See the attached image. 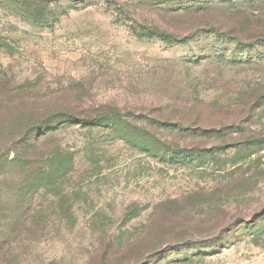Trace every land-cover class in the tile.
Segmentation results:
<instances>
[{
    "label": "rangeland",
    "instance_id": "rangeland-1",
    "mask_svg": "<svg viewBox=\"0 0 264 264\" xmlns=\"http://www.w3.org/2000/svg\"><path fill=\"white\" fill-rule=\"evenodd\" d=\"M31 12L0 5V122L59 97L118 122L61 123L35 145L71 164L61 187L74 188L75 227L60 234L68 247L30 252L81 264L78 245L97 233L148 230L158 247L147 264H264V0H60ZM150 28L185 41L137 37ZM143 136L199 157L152 155ZM21 178L0 171V219L18 207Z\"/></svg>",
    "mask_w": 264,
    "mask_h": 264
},
{
    "label": "trees",
    "instance_id": "trees-1",
    "mask_svg": "<svg viewBox=\"0 0 264 264\" xmlns=\"http://www.w3.org/2000/svg\"><path fill=\"white\" fill-rule=\"evenodd\" d=\"M53 1L60 0H0V5L1 7L10 5L14 9L31 14V9L37 3L48 4ZM166 1L178 2V0ZM137 37H158L165 44H178L185 41L174 40L157 28H150V31L144 34L137 33ZM73 103V100L68 97H59L53 102L37 99V103H34L35 109L31 103L16 105V108H11L0 122V171L8 168L19 178L22 177L21 181L24 178L20 190L21 196L17 200L20 202L18 207L3 208L7 214L0 219V264H75L73 258L66 256L42 258L30 252L41 242L45 244L59 240L63 231L70 235L75 227L73 208L70 204L72 198L70 192H73L74 188L68 187L67 190H63L61 187L62 181L68 179L71 164L58 150L46 152V149L41 148L39 153H36L35 145L43 138L49 137L48 130L61 123L85 128L109 121L110 126L115 128L118 122L111 111L109 113L101 110L76 111L72 108ZM40 130L42 133L38 132ZM141 138L147 145V151L151 149L152 155L155 156H168L179 160H193L199 157V154L184 148L170 150L171 148L158 140L147 139L144 136ZM37 154L39 155L35 163L37 166L35 171L32 165L34 156ZM33 171L35 173H32ZM40 190H43L42 194H39ZM38 195H42V198L48 196L50 205L45 208H33L35 196ZM147 231L142 233L140 238L135 236L126 239L122 235L115 236L99 232L93 244L78 245L77 251L85 253L81 264H137L140 262L147 264L145 261L157 252L158 247L156 236L150 237L153 246L149 244L150 232ZM61 240L65 241L66 244L62 243L66 247L69 246L67 240ZM144 242L150 245V248L138 250Z\"/></svg>",
    "mask_w": 264,
    "mask_h": 264
}]
</instances>
